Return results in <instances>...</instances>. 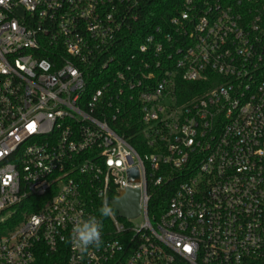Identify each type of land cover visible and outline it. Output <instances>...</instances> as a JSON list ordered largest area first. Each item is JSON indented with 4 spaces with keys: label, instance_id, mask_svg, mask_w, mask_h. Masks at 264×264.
<instances>
[{
    "label": "built area",
    "instance_id": "obj_1",
    "mask_svg": "<svg viewBox=\"0 0 264 264\" xmlns=\"http://www.w3.org/2000/svg\"><path fill=\"white\" fill-rule=\"evenodd\" d=\"M151 3L0 0V264H264V0Z\"/></svg>",
    "mask_w": 264,
    "mask_h": 264
},
{
    "label": "clouds",
    "instance_id": "obj_2",
    "mask_svg": "<svg viewBox=\"0 0 264 264\" xmlns=\"http://www.w3.org/2000/svg\"><path fill=\"white\" fill-rule=\"evenodd\" d=\"M99 217L92 215L74 223L69 242L74 250L83 258L92 248L99 249L102 244V218H110L113 209L107 200H104L98 209Z\"/></svg>",
    "mask_w": 264,
    "mask_h": 264
},
{
    "label": "water",
    "instance_id": "obj_3",
    "mask_svg": "<svg viewBox=\"0 0 264 264\" xmlns=\"http://www.w3.org/2000/svg\"><path fill=\"white\" fill-rule=\"evenodd\" d=\"M128 173L130 178H138V171L135 167L129 169ZM139 197V189H127L119 197L112 200V206L120 216L135 217L140 212Z\"/></svg>",
    "mask_w": 264,
    "mask_h": 264
},
{
    "label": "trees",
    "instance_id": "obj_4",
    "mask_svg": "<svg viewBox=\"0 0 264 264\" xmlns=\"http://www.w3.org/2000/svg\"><path fill=\"white\" fill-rule=\"evenodd\" d=\"M168 0H153V3L146 7L145 14L142 18L143 25L146 24H158L160 22V15L164 12L166 8H168V5L166 4ZM167 196H162L161 198H155L152 201V204L155 202H164L166 201Z\"/></svg>",
    "mask_w": 264,
    "mask_h": 264
},
{
    "label": "rangeland",
    "instance_id": "obj_5",
    "mask_svg": "<svg viewBox=\"0 0 264 264\" xmlns=\"http://www.w3.org/2000/svg\"><path fill=\"white\" fill-rule=\"evenodd\" d=\"M14 210V209H13ZM22 220H20L18 223H20ZM132 222L134 223V224H140V223H142L143 222V217L142 216H139V217H137V218H134V219H132ZM16 225V224H15ZM3 228H4V230H7V228H8V226H3Z\"/></svg>",
    "mask_w": 264,
    "mask_h": 264
},
{
    "label": "snow or ice",
    "instance_id": "obj_6",
    "mask_svg": "<svg viewBox=\"0 0 264 264\" xmlns=\"http://www.w3.org/2000/svg\"><path fill=\"white\" fill-rule=\"evenodd\" d=\"M30 127H31V126H30ZM186 250L190 251V248H187V247H186Z\"/></svg>",
    "mask_w": 264,
    "mask_h": 264
}]
</instances>
